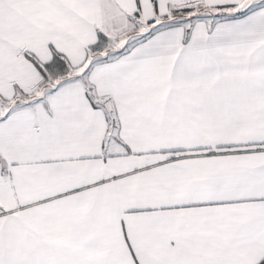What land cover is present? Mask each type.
<instances>
[{
    "label": "snow or ice",
    "instance_id": "6c2138e0",
    "mask_svg": "<svg viewBox=\"0 0 264 264\" xmlns=\"http://www.w3.org/2000/svg\"><path fill=\"white\" fill-rule=\"evenodd\" d=\"M0 264H264V0H0Z\"/></svg>",
    "mask_w": 264,
    "mask_h": 264
}]
</instances>
